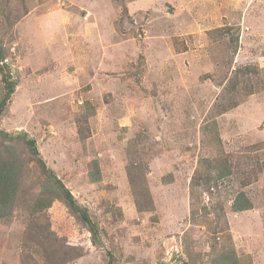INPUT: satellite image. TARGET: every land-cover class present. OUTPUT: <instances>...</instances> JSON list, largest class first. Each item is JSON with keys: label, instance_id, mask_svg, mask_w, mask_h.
<instances>
[{"label": "rangeland", "instance_id": "374dc122", "mask_svg": "<svg viewBox=\"0 0 264 264\" xmlns=\"http://www.w3.org/2000/svg\"><path fill=\"white\" fill-rule=\"evenodd\" d=\"M0 44V150L21 172L0 264H264V0H0ZM223 153L235 173L204 178L200 157ZM240 191L251 209L233 210Z\"/></svg>", "mask_w": 264, "mask_h": 264}, {"label": "trees", "instance_id": "16d2710c", "mask_svg": "<svg viewBox=\"0 0 264 264\" xmlns=\"http://www.w3.org/2000/svg\"><path fill=\"white\" fill-rule=\"evenodd\" d=\"M5 51L0 44V69L3 73V79L7 85L6 92L3 96L0 97V114L5 109L10 95L13 92L14 82L10 80V74L7 72L9 69L8 64L5 62ZM235 102H233L234 104ZM226 111V110H224ZM209 132L213 134L212 139H210V143L214 146L217 145V150H222V145L219 140L218 133L214 132L215 124L214 122L209 123ZM0 133H3L7 137H12L8 132L0 130ZM23 133V132H22ZM24 134L23 140L26 144L29 145L32 153L35 156L38 164L40 165L43 174L47 178V186L48 188H54L55 196L61 199L69 209L85 224V226L92 233L95 242L97 244H101V239L99 235V227L93 221L89 209L87 206H83L78 199L74 196L73 192L55 175V173L48 167L45 159L43 158L35 138L26 137ZM21 137V136H20ZM206 146V143H205ZM12 153L9 150V146H4L0 150V218L7 216L12 210L13 204L17 197L19 187H20V176L21 172L19 170V161L16 158L12 157ZM199 168L202 169V176L207 177L209 181L214 180L213 172L217 174V180L224 179L232 176L235 173L234 167L230 163L228 154L223 153L220 155H208L206 154L199 159ZM134 168V167H133ZM136 168V167H135ZM129 180L131 185L135 188H140L145 179L144 170L136 168L132 171L129 168ZM141 173V177L137 174ZM99 173L93 174L92 180L95 181L99 178ZM46 191V189L44 190ZM140 190H137V193H140ZM52 199L48 196H39L35 203L34 208L37 210H43L51 205ZM224 203L219 204V207H222ZM232 208L234 211H245L249 210L253 207V203L251 199L248 197L245 191H240L237 193L236 197L233 200ZM110 257L112 258V252H108ZM109 260L108 264H112V260Z\"/></svg>", "mask_w": 264, "mask_h": 264}]
</instances>
